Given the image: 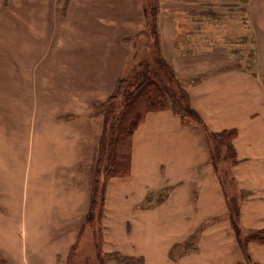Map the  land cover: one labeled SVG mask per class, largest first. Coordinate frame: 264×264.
Returning a JSON list of instances; mask_svg holds the SVG:
<instances>
[{
    "label": "crops",
    "instance_id": "crops-1",
    "mask_svg": "<svg viewBox=\"0 0 264 264\" xmlns=\"http://www.w3.org/2000/svg\"><path fill=\"white\" fill-rule=\"evenodd\" d=\"M13 1L18 15L1 21L3 13L12 10ZM172 2L163 0L162 4L172 7ZM180 3L185 2L178 0L173 11L161 5L160 48L203 125L187 123L169 108L146 114L132 135L128 174L106 182L104 226L108 234L102 249L139 257L142 264H238L244 258L251 264H264V242L248 239L242 248L232 229L228 197L216 174L218 166L210 161L207 135L236 130L232 146L237 162L230 169L236 187L246 191L238 200V225L247 234L264 229V0H248L246 9L240 11L244 22H236L235 40L250 38L251 60L245 66H241L242 56L235 60L228 47L232 31H224L222 40L216 41L211 31L220 22L202 15L204 7ZM22 5H33L28 21L32 33L20 18ZM142 18L140 0H0V75L6 77L11 69L22 82L17 92L43 93L37 78L50 66L44 61L50 60L51 53L41 56L42 38L47 39L45 44H60L59 28L57 33L50 29L52 21L62 24L61 29L71 27L74 39H83L79 45L84 47L70 60L64 89L66 100L70 99L58 103L57 90L52 99L43 95L49 108L56 110L52 114L56 121L67 124L62 120H67L72 109L86 111L93 101L104 100L112 92L129 57L123 38L143 26ZM240 25L244 32L239 31ZM25 75L29 77L26 88ZM51 138L50 133L37 136V143L30 146L34 153L31 176L25 172L30 163L27 155L18 160L16 171L2 174L5 194L13 204L9 215L0 211V254L8 264H64L63 250L55 243L66 239L67 249L76 240L78 232L72 224L79 219L74 220L71 209L67 213L56 207L51 189L58 169ZM44 141L47 147L39 148ZM74 165L84 167L71 152L62 166L71 169ZM31 188L37 189L32 196ZM85 199L88 206V194ZM61 217L65 221L68 217V229L67 223L58 226ZM78 226L80 222L77 230ZM241 237H245L242 232Z\"/></svg>",
    "mask_w": 264,
    "mask_h": 264
},
{
    "label": "rangeland",
    "instance_id": "rangeland-1",
    "mask_svg": "<svg viewBox=\"0 0 264 264\" xmlns=\"http://www.w3.org/2000/svg\"><path fill=\"white\" fill-rule=\"evenodd\" d=\"M11 1L12 0H9V2ZM63 1L65 2V0ZM14 3L15 2L13 1V3H10L9 6L12 7ZM162 3L163 0L161 2V5H163ZM180 4L184 6L185 4L190 3L185 2ZM176 5V2H172V7L164 4L162 8L163 10L173 11ZM22 6L24 8L19 10V12L22 13V17H19L25 22V25L29 24L28 30L32 33L34 29L32 24H30V17L33 15V5ZM16 9V7H12V10L9 9V11L3 13L1 21H5L7 19L11 21L12 19H15L18 15ZM74 15L77 17L81 16L80 14ZM184 15L188 18L190 16L187 12H185ZM243 17V12H238L237 15L231 16L228 13H224L216 18L217 21L220 22V30L216 26H213L211 31V34L213 36H216V41L222 40L221 38L224 31H232V42L228 45V47L232 51L233 58L235 60H240L239 55L242 56V60H240L242 63L241 66H245L251 60V46L249 44L250 38H248V36L246 35L242 39L235 40L236 37L234 36L235 28L238 27V24L236 22H239V24L243 23L245 19ZM28 21H30V23H28ZM141 21H143V18L141 19ZM232 22H234V29H232ZM42 24V27H44L45 24ZM75 24L77 27L81 26L80 23ZM242 26L243 25H240L239 31L244 32ZM50 27L51 30L54 29L53 31H55V33H57V29L59 28L58 31H60V44H45V41H47V39L42 38L41 56H48L47 53L49 51L51 53V55H49L51 56L50 60L47 58L46 61H44L50 66L45 67L47 69H43L42 71H40L41 75L39 74V77L37 78V80L40 79L43 93H31L30 96L29 93L23 92L22 90L20 91V93L17 92L16 90L20 86V83L22 84V82H20L19 80L20 77L18 78L16 76L17 72H11V69L8 70L6 77H3L4 74L0 75V211L4 210L5 216L9 215L10 213H12L11 209L13 206L12 199L10 198L8 200L9 196H6L5 194L2 183L4 177H2V174L7 173L8 171L10 172L11 170L16 171V164L18 163V160L21 159V157L27 155L30 163H26L25 172L29 174V176H31V171L34 172V153L30 152V146H32L33 143H37V136H43L44 134L47 135L50 133L52 142L57 148L56 160L58 164L57 166H55L56 169L58 168L56 172L57 181L53 183L51 188L53 195L57 197V200L55 202L56 207H58V209H60L61 211H67V213L71 209V211H73L74 213V220H76L77 218L79 219L76 224L80 222V228L78 226L79 231L75 228V222L74 224H72V230L78 232V234H76V240L74 239L73 243L70 244L67 249L65 245L67 242H65L66 239H61L58 244L55 243L56 248H58L59 250H63L61 254L64 264H100L101 262L103 264H129V261L132 262V264H142L141 258L139 257L126 259L130 258L131 256L129 257L128 255L121 254L117 251L111 252L104 251L102 249V245L105 243V236L108 234V232H106L107 228H105L104 226L106 224V220L104 219V200L106 182L109 178L105 179L104 182L102 175H99V186L102 187V185H105L103 193L101 195L100 190L99 192H97L96 201L92 206L93 211L91 212V218L88 217L87 214L89 210V204L87 206V200L85 198H87V194L90 198L92 190L93 172L97 155V144L103 123V116L101 113H99L98 110L101 103L105 102V100L114 92L117 81L114 84L112 92L107 96V98L101 101H93L90 104V108L86 111L72 109V114L65 117L67 120H62L63 122H67V124L58 123L59 121L57 122L54 116H52V114H54L56 110L54 108H49L50 103H47L43 100V95L48 94L52 99L55 97V92H53V90H57L56 93L58 95V103H60L59 101H62L64 103L65 101H68L70 99L69 98L66 100L68 93L64 92L66 75L69 74L70 60H72L73 58H77L76 53L81 52L79 49H82L84 47L79 44L84 40L74 39L77 37H75L74 33L72 34V28L67 26V28L61 29L62 24L58 22L55 24L52 21L50 23ZM142 28L143 26L141 24L140 28L135 30L134 35L129 34L123 38L124 40L126 37L128 38L125 42L123 40V42L124 45L129 47V57L125 65L124 72L121 74V76L125 75L129 68H131L132 64H137V62H139L140 59L144 57V55H146L147 58L151 57V48L149 49L145 46L146 42H148L149 39H147L142 33L137 35V33H140L142 31ZM77 30L80 31L79 28H77ZM11 31L12 30H10V35ZM82 52L84 53V51ZM42 68L44 67L42 66ZM24 84L25 88L29 84L28 75L24 76ZM3 85L4 87L2 88ZM114 101L116 106L119 107L121 104V98L117 97ZM166 102L167 103L164 104L165 106L163 107V109H170L169 102ZM76 105L78 104L76 103ZM190 122L196 123L193 120H191ZM90 132L93 133L92 135H94V137L96 134V141L94 140L93 136H89ZM207 135H209V133H207ZM209 137L211 138V140L208 141V143L210 142L209 147L213 151L216 143H213V137H211L210 135ZM46 139L48 142V138ZM42 143L43 144H41L39 148L47 147V145H45L46 141ZM217 146H219L217 148L219 150L216 152V155L214 152L213 156L211 154V159L214 158L215 163L213 162V164L215 166H218L216 168L218 180L222 186V190L224 191L225 196L228 197V199L231 197L236 198V200L238 201L241 196L245 195L246 191H239V189L236 187V183L230 169V165H233L232 159H230L228 156L229 151L225 148V142H222L221 145L217 144ZM79 150H81L82 152H80ZM64 151H66V153H64ZM71 152L75 155V158L78 157V159H80V162L84 166L83 168H79L78 166L74 165L71 169L68 166H66L67 169H63L62 161L67 162L69 160V155ZM60 153L62 154V157H60ZM53 158H55V156ZM44 165L45 163L42 166ZM236 190H238V192ZM32 192L36 194L37 189L35 188L32 190L31 188L29 194L30 196H32ZM152 194L153 193H151L150 195ZM3 195L6 197L2 198ZM101 197H103L102 202L100 201ZM99 211L101 213H99ZM67 221H65L61 217L58 220V226H63V224H66ZM241 232L242 236L247 235V232L243 230ZM62 234H66L65 230L62 231ZM16 238L18 240H21V237L18 238L17 236ZM0 258L4 260L6 264H8V261L3 256H1V254ZM244 259L238 264H251L249 260H247L246 258Z\"/></svg>",
    "mask_w": 264,
    "mask_h": 264
},
{
    "label": "trees",
    "instance_id": "trees-1",
    "mask_svg": "<svg viewBox=\"0 0 264 264\" xmlns=\"http://www.w3.org/2000/svg\"><path fill=\"white\" fill-rule=\"evenodd\" d=\"M172 1L177 2L178 0ZM182 1L190 3V5L195 4L199 7H204L202 15L211 16L212 19L218 18L224 13L237 15L238 12L246 9L248 2V0ZM161 2L162 0H141L143 28L137 35L142 33L149 39L145 46L149 49L151 48V57L147 58L144 55L137 64H132L127 73L118 78L114 92L99 106L98 111L103 116V123L97 144L93 185L87 212L90 218L97 192L100 190L102 195L105 186H99V175H102L105 182L107 178L128 174L130 170L132 135L148 112L163 109L164 104L168 101L170 110L179 115L185 122L193 120L203 125L190 104L185 86L178 80L174 70L161 54L158 34V14L161 10ZM213 7H218L223 12L214 10ZM127 39L126 37L124 42ZM262 82L264 86V78ZM117 97L121 98L119 107L116 106L114 101ZM235 134V129L209 133L213 137V143H216L213 151L209 147V157L212 164L214 158L211 159V154L212 156L214 153L216 155L219 150L217 149L219 147L217 144L221 145L222 142H225V148L229 151L228 156L232 159V164H235V151L232 146ZM209 145L210 142L208 143ZM100 201H103V197L100 198ZM226 203L232 229L242 248H244L245 241L248 239L264 242V229L248 232L244 238L241 237V229L238 225V201L236 198L231 197ZM100 211L99 213H101ZM132 258L134 257L126 259ZM0 262L6 264L1 258ZM128 263L132 264L130 261ZM100 264L103 263L101 262Z\"/></svg>",
    "mask_w": 264,
    "mask_h": 264
}]
</instances>
